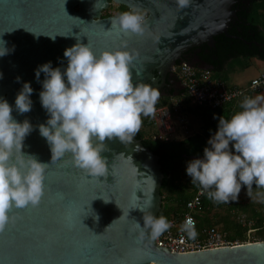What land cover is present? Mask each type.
Masks as SVG:
<instances>
[{
	"label": "water",
	"instance_id": "95a60500",
	"mask_svg": "<svg viewBox=\"0 0 264 264\" xmlns=\"http://www.w3.org/2000/svg\"><path fill=\"white\" fill-rule=\"evenodd\" d=\"M235 2L189 0L187 8L178 9L176 0H0V48L9 49L0 56V99L12 106L17 122L28 120L33 126L21 152L48 164L40 204L13 209L15 223L0 232V264H264V240L174 253L147 231L141 237L136 223L143 227L144 214L157 217L160 211L163 173L159 156L137 134L128 143L106 138L101 152L106 174L92 177L74 166L70 153L52 161L38 130L49 114L41 105L42 84L34 70L51 61L63 71L65 48L79 42L96 55L127 50L134 56L129 65L134 85L146 83L160 96H176L185 87L177 79L172 84V66H196L183 52L202 44L212 47L214 36L226 34L236 16ZM111 3L146 12L145 33L112 28L118 15L102 16ZM24 82L33 89L32 108L20 114L15 96ZM167 84L172 93L164 90ZM149 202L152 206L144 213L141 209Z\"/></svg>",
	"mask_w": 264,
	"mask_h": 264
},
{
	"label": "clouds",
	"instance_id": "9594fccd",
	"mask_svg": "<svg viewBox=\"0 0 264 264\" xmlns=\"http://www.w3.org/2000/svg\"><path fill=\"white\" fill-rule=\"evenodd\" d=\"M176 6L187 8L189 0H176ZM111 24L125 34L143 35L146 31L145 18L137 8L120 13ZM7 54L9 49L0 48V56ZM63 56L67 58L63 71L52 67L51 61L34 70L37 82L42 84L41 105L49 114L46 124L38 125L39 133L50 146L52 161L70 153L74 166L86 174L105 175L106 161L101 156L106 150L105 139L116 137L130 142L142 126V116L155 115L160 92L146 83L133 84L129 65L134 56L127 50H104L96 55L88 45L77 42L65 48ZM16 79L19 82L20 78ZM32 92L31 85L24 82L15 96L18 113L31 111ZM241 109L229 119L219 117L203 158L189 161L186 167L201 194L206 192L217 203L237 200L242 185L249 196L253 184L264 188V97H246ZM12 111V106L0 99V232L15 223L13 209L40 204L48 165L21 152L33 126L28 120L17 122ZM151 206L149 202L141 210L145 213ZM136 226L141 237L147 231L154 240L171 225L165 217L148 213L143 215V227L139 223ZM185 229L189 238L195 239L191 218L186 220Z\"/></svg>",
	"mask_w": 264,
	"mask_h": 264
},
{
	"label": "trees",
	"instance_id": "16d2710c",
	"mask_svg": "<svg viewBox=\"0 0 264 264\" xmlns=\"http://www.w3.org/2000/svg\"><path fill=\"white\" fill-rule=\"evenodd\" d=\"M257 1L236 0L233 6L236 16L230 22L227 33L214 36L212 47L205 45L202 48V51L205 48L210 49V54L202 59L210 65L211 72L225 71L229 62L236 57L264 60V7L257 6ZM260 1L264 2V0ZM110 6L111 4L109 9ZM260 8L263 9L260 13L261 18L256 19L254 13ZM117 9L119 13L131 10L122 4L117 5ZM108 15L110 14L105 13L102 16ZM227 85L231 86V84ZM172 92L173 89H170L167 93ZM179 93L186 94L185 90ZM172 96H160L155 108L168 104ZM242 102L243 99H238L224 104L221 108L210 109L206 106L191 105L186 95L181 103L185 106L187 114L200 116L203 125L200 130L192 132L183 139L168 141L153 139L155 127L151 116H142V126L136 133L137 138L159 156L163 173L160 188L162 204L157 218L163 216L168 219L186 212L187 200L194 196L200 186L192 183L191 177L186 173V163L190 157L185 154H194L197 157L202 155V149L210 147L208 140L217 130L219 117L231 118L234 113L242 110ZM241 191L243 197L235 201L229 200L228 203H217L209 199L206 192L202 194L201 205L193 212L196 219L195 231L201 232L203 229L216 227L225 232L230 239L244 241L248 226L237 218L239 214H244L247 220L253 222L255 228L253 239L264 240V188H258L253 184L251 196L247 194L246 186L242 185Z\"/></svg>",
	"mask_w": 264,
	"mask_h": 264
},
{
	"label": "built area",
	"instance_id": "2783aa9c",
	"mask_svg": "<svg viewBox=\"0 0 264 264\" xmlns=\"http://www.w3.org/2000/svg\"><path fill=\"white\" fill-rule=\"evenodd\" d=\"M171 71L185 87L191 105L217 109L228 102L244 100L246 97L255 98L264 93V70L241 86L227 85L224 80L215 78L209 69L189 66L183 62L173 65ZM151 120L155 127L153 139L161 141L183 139L192 133L186 108L176 96H172L168 104L156 107L155 115L151 116ZM179 131L180 136H178ZM201 201L202 194L199 188L194 196L187 200L186 212L167 219L171 226L156 239L159 246L167 247L174 253H186L256 241L252 237L255 232L253 222L247 220L244 214H239L237 217L240 222L248 226L244 241L230 239L225 232L216 227L196 232L195 239L189 238L185 223L191 218L195 229L196 219L193 212L199 208Z\"/></svg>",
	"mask_w": 264,
	"mask_h": 264
},
{
	"label": "rangeland",
	"instance_id": "374dc122",
	"mask_svg": "<svg viewBox=\"0 0 264 264\" xmlns=\"http://www.w3.org/2000/svg\"><path fill=\"white\" fill-rule=\"evenodd\" d=\"M256 4L261 8L264 7V2L260 0H258ZM261 8L260 10L258 9L254 13L256 19L261 18L260 13L261 11L263 12V9ZM117 12H118L117 4L111 3L110 9L109 7L107 9H104L102 11V15L105 13L112 15V14H116ZM140 14L143 15L144 17L146 16V12L144 11L140 12ZM263 69H264V60H260L257 58L247 59L246 57H236L229 62V66L225 71L214 72V73L212 72V74L214 77H217L219 79L221 78L224 79V81L227 84L241 86L248 83L252 77L259 75ZM259 95L264 97V93H261ZM176 97L180 101H182L185 99L186 94L177 95ZM188 118L190 121L192 132L200 130V128L203 125V121L200 118V116L191 113L188 115ZM180 133L181 132L179 131L178 136L181 135ZM191 160L193 159L187 160L186 166L188 162ZM243 195H244L243 192L240 190L238 198L243 197Z\"/></svg>",
	"mask_w": 264,
	"mask_h": 264
},
{
	"label": "flooded vegetation",
	"instance_id": "af4514ba",
	"mask_svg": "<svg viewBox=\"0 0 264 264\" xmlns=\"http://www.w3.org/2000/svg\"><path fill=\"white\" fill-rule=\"evenodd\" d=\"M120 13H116V15H119ZM205 46V44H202L198 47H193V48H190L186 51L183 52V56L184 58L189 61V62H192L193 64H195L196 66L194 67H197V68H200L198 66H206L208 68H210V65H208L206 62H204V59H202L203 57H207L206 55L207 54H210V49L208 48H205L204 51H202V48ZM171 79H174V83H172L173 85L176 84V82H178L175 78V76L173 75L172 73V77ZM176 81V82H175ZM171 89V84H167L165 86V91L166 92H169V90ZM203 151V149H202ZM190 156V155H194V154H185V156ZM196 156V155H195ZM200 158H203V154L199 156Z\"/></svg>",
	"mask_w": 264,
	"mask_h": 264
},
{
	"label": "crops",
	"instance_id": "0c3cea01",
	"mask_svg": "<svg viewBox=\"0 0 264 264\" xmlns=\"http://www.w3.org/2000/svg\"><path fill=\"white\" fill-rule=\"evenodd\" d=\"M263 70H264V69H263ZM263 70H262V71H263ZM258 96H260V95H258Z\"/></svg>",
	"mask_w": 264,
	"mask_h": 264
},
{
	"label": "bare ground",
	"instance_id": "6f19581e",
	"mask_svg": "<svg viewBox=\"0 0 264 264\" xmlns=\"http://www.w3.org/2000/svg\"><path fill=\"white\" fill-rule=\"evenodd\" d=\"M210 249H212V248H210Z\"/></svg>",
	"mask_w": 264,
	"mask_h": 264
}]
</instances>
